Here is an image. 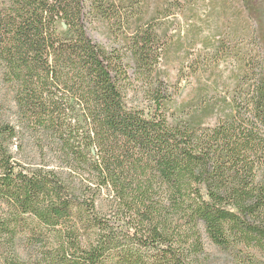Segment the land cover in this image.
Instances as JSON below:
<instances>
[{
    "label": "trees",
    "instance_id": "16d2710c",
    "mask_svg": "<svg viewBox=\"0 0 264 264\" xmlns=\"http://www.w3.org/2000/svg\"><path fill=\"white\" fill-rule=\"evenodd\" d=\"M239 1L253 58L198 109L157 71L185 0H0V264H205L203 237L264 264V0Z\"/></svg>",
    "mask_w": 264,
    "mask_h": 264
},
{
    "label": "rangeland",
    "instance_id": "374dc122",
    "mask_svg": "<svg viewBox=\"0 0 264 264\" xmlns=\"http://www.w3.org/2000/svg\"><path fill=\"white\" fill-rule=\"evenodd\" d=\"M185 1L187 4L167 22L168 41L157 71L168 84L178 89L175 102L199 109L205 100L224 96L226 88L232 87L241 67L235 53L245 56L255 49V43L248 34L253 26L247 23L239 0ZM90 33L96 42L107 43L108 34L101 27ZM252 55L253 51L245 58L252 60ZM126 103L138 109L147 106L138 89L128 92ZM0 107L9 119L14 116L13 94L1 78ZM10 149L16 151L14 145ZM23 158L33 168L42 166L39 158L29 149ZM105 197L102 194L100 201L104 203ZM24 237L19 235L15 240L14 248L20 258L26 257ZM202 242L207 255L205 264H230L209 240L203 237Z\"/></svg>",
    "mask_w": 264,
    "mask_h": 264
},
{
    "label": "water",
    "instance_id": "95a60500",
    "mask_svg": "<svg viewBox=\"0 0 264 264\" xmlns=\"http://www.w3.org/2000/svg\"><path fill=\"white\" fill-rule=\"evenodd\" d=\"M62 28H63V29H65V28H66V26H65V24H64V23H62Z\"/></svg>",
    "mask_w": 264,
    "mask_h": 264
}]
</instances>
